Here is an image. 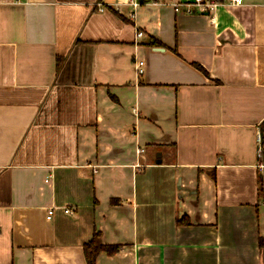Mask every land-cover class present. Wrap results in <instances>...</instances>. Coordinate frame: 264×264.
Here are the masks:
<instances>
[{
	"label": "crops",
	"instance_id": "crops-1",
	"mask_svg": "<svg viewBox=\"0 0 264 264\" xmlns=\"http://www.w3.org/2000/svg\"><path fill=\"white\" fill-rule=\"evenodd\" d=\"M195 1L0 0V264H264V0Z\"/></svg>",
	"mask_w": 264,
	"mask_h": 264
},
{
	"label": "trees",
	"instance_id": "trees-1",
	"mask_svg": "<svg viewBox=\"0 0 264 264\" xmlns=\"http://www.w3.org/2000/svg\"><path fill=\"white\" fill-rule=\"evenodd\" d=\"M150 44L153 46L162 45V42L156 38H152ZM60 60L61 58H59L57 61V67L60 65ZM194 64L201 71L208 73L202 65L197 63ZM184 221V219L179 220V222L188 223L187 220L185 222ZM260 245L264 246V237H261ZM121 247L122 246L120 244H108L104 242L102 239V233L100 231H96L93 238L84 244V255L88 264H96L98 259L97 257L101 252H106L108 255H113L114 253L118 252Z\"/></svg>",
	"mask_w": 264,
	"mask_h": 264
},
{
	"label": "built area",
	"instance_id": "built-area-1",
	"mask_svg": "<svg viewBox=\"0 0 264 264\" xmlns=\"http://www.w3.org/2000/svg\"><path fill=\"white\" fill-rule=\"evenodd\" d=\"M242 2L243 0H230V3L233 5L234 4L239 5L242 4ZM180 4L181 3H175L176 7L180 6ZM194 4L199 6L201 10H209L217 6V2L215 0H196ZM134 5L137 6L138 3L135 2ZM137 33H138V37L144 34L141 30H139ZM143 71L144 68L140 67L139 72H143ZM256 140H257L256 168L260 174L264 175V134L261 131H258ZM139 151L140 152L144 151V148L140 149ZM64 210L67 212H72L69 207H66ZM54 212H55L54 207H50L48 209L47 218L50 219L53 216Z\"/></svg>",
	"mask_w": 264,
	"mask_h": 264
}]
</instances>
